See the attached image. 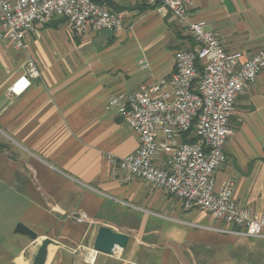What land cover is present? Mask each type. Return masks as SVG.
Returning a JSON list of instances; mask_svg holds the SVG:
<instances>
[{"label":"crops","instance_id":"1","mask_svg":"<svg viewBox=\"0 0 264 264\" xmlns=\"http://www.w3.org/2000/svg\"><path fill=\"white\" fill-rule=\"evenodd\" d=\"M112 1L123 20L117 32L77 34L56 18L27 31L25 48L16 49L0 28V264H33L44 238L55 242L47 264H82L84 252L88 264H264V237L233 233L235 225L199 209L181 220L189 211L181 199L127 180L107 161L140 145L138 133L107 107L109 97L169 78L176 50L196 45L170 12L145 0ZM230 1L231 10L224 0H195L189 19L205 22L245 61L264 48V0ZM30 59L40 76L11 93ZM230 125L216 188L230 182L241 206L264 215V69L239 94ZM167 156L161 151L156 164ZM82 212L89 221L78 223ZM19 223L38 238L16 232ZM179 223L193 230L180 231ZM101 226L127 234V243L110 254L95 250Z\"/></svg>","mask_w":264,"mask_h":264},{"label":"built area","instance_id":"2","mask_svg":"<svg viewBox=\"0 0 264 264\" xmlns=\"http://www.w3.org/2000/svg\"><path fill=\"white\" fill-rule=\"evenodd\" d=\"M145 1L175 16L196 45L176 50L175 70L169 78L109 97L107 107L138 133L140 145L126 156L108 154L107 161L123 170L127 180H145L181 199L185 210L199 209L235 225L238 229L233 233L264 237V215L241 206L230 182L217 189L215 181L227 159L225 145L237 98L264 69V48L241 61L242 53L227 51L217 35L205 29V22L190 21L195 0ZM56 18H65L77 34L123 28L119 13L101 0H0L1 36L16 49L25 48L27 31ZM142 64L147 66L145 61ZM29 65L10 87L11 93L21 94L40 76L32 59ZM192 128L197 141L185 142ZM161 151L168 156L158 166ZM74 218L78 223L89 221L85 212Z\"/></svg>","mask_w":264,"mask_h":264},{"label":"water","instance_id":"3","mask_svg":"<svg viewBox=\"0 0 264 264\" xmlns=\"http://www.w3.org/2000/svg\"><path fill=\"white\" fill-rule=\"evenodd\" d=\"M224 3L229 10L233 8L230 0H224ZM16 232L28 235L33 239L38 238V234L23 223L17 225ZM128 239L129 236L127 234L115 232L107 226H101L94 242V249L102 253L110 254L116 243L126 244ZM54 243L53 239L44 238L34 256L33 264H47L49 247Z\"/></svg>","mask_w":264,"mask_h":264},{"label":"rangeland","instance_id":"4","mask_svg":"<svg viewBox=\"0 0 264 264\" xmlns=\"http://www.w3.org/2000/svg\"><path fill=\"white\" fill-rule=\"evenodd\" d=\"M192 213L190 212V211H186V212H184V213H182L181 215H180V217H181V220H184V221H186V220H189V217L188 216H190ZM176 227H177V229H179L180 231H186V232H190V230H193L192 228H190V226H188V225H186V224H184V223H179V224H176ZM84 256L85 257H83V258H85L84 260H82L81 259V262H82V264H88L87 263V254H86V252H84ZM82 258V257H81Z\"/></svg>","mask_w":264,"mask_h":264},{"label":"trees","instance_id":"5","mask_svg":"<svg viewBox=\"0 0 264 264\" xmlns=\"http://www.w3.org/2000/svg\"><path fill=\"white\" fill-rule=\"evenodd\" d=\"M101 1L106 2L114 11H116L115 5H114L112 0H101ZM63 19H65V18H63ZM184 141L185 142L197 141V138L194 136V133H193V128L190 131H188L187 134L184 136Z\"/></svg>","mask_w":264,"mask_h":264}]
</instances>
